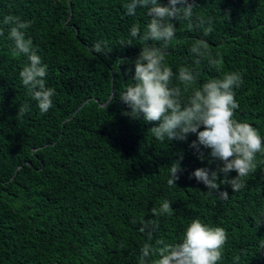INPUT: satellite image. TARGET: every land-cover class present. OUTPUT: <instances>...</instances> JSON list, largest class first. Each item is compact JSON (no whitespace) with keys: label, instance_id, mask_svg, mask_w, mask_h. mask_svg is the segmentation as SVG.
I'll return each mask as SVG.
<instances>
[{"label":"trees","instance_id":"16d2710c","mask_svg":"<svg viewBox=\"0 0 264 264\" xmlns=\"http://www.w3.org/2000/svg\"><path fill=\"white\" fill-rule=\"evenodd\" d=\"M128 2L0 0V264H139L149 242L140 231L144 221L158 224L150 241L156 246L157 240L179 243L196 218L228 233L219 264H264V225L255 223L264 217V154H257L245 188L233 193L221 184L229 198L220 200L190 178L198 168L217 167L189 148L195 135L161 143L149 132L155 123L123 114L130 110L118 99L134 75L130 62L146 43L129 31L139 24L143 34L149 21L144 9L127 16ZM196 3L195 15L211 17L213 31L178 22L168 64L174 72L192 67L199 73L196 86L240 72L235 118L264 137V0ZM8 15L32 22L26 37L48 65L46 86L56 93L46 114L19 78L28 61L12 50L10 26L2 23ZM128 39L132 46L123 47ZM197 40L207 42L214 67L207 55L191 53ZM98 41L106 56L91 51ZM25 104L30 110L20 117ZM174 161L182 169L176 187L167 182ZM165 200L174 214L153 217L151 209Z\"/></svg>","mask_w":264,"mask_h":264},{"label":"clouds","instance_id":"9594fccd","mask_svg":"<svg viewBox=\"0 0 264 264\" xmlns=\"http://www.w3.org/2000/svg\"><path fill=\"white\" fill-rule=\"evenodd\" d=\"M124 7L130 17L136 16L137 9L146 10L149 21L143 34L139 24H133L129 31L132 39L139 38L146 43L135 61L130 62L134 64V75L118 99L130 110L123 114L145 123H155L149 132L161 143L187 141L190 134L195 135L196 139L189 148L195 150L194 155L201 162L207 160L209 165L216 163L217 167L215 170L198 168L190 178L205 186L207 191L202 193L227 200L228 192L220 191L221 184L229 186L233 193L245 188L246 178L256 168L257 154H264V137L249 123L235 118L239 108L235 90L242 86L243 75L238 71L227 72L220 78L196 86L199 73L192 67L180 66L174 72L168 64L167 49L176 37L178 22L202 29L204 34L213 31L211 17L205 19L195 15L194 9L199 7L196 0H167V4L160 3V0H129ZM2 23L10 26L8 39L13 43V52L27 57L28 63L19 72L22 85L36 102L40 113L46 114L53 107L52 98L56 93L55 89L46 86L48 65L38 54L32 39L26 37L32 22L8 15ZM3 34L4 29L0 28V35ZM132 39L120 43L123 47L132 46ZM91 51L102 56L109 53L103 41L94 43ZM190 51L197 57L207 55L213 67L217 64L211 58L205 40L195 41ZM199 62L197 59L196 63ZM29 110L25 104L18 109L17 115L23 117ZM202 149L207 150V155ZM169 169L167 182L176 187L180 179L178 174L182 172L180 162L174 161ZM232 172L236 176L230 178ZM171 204L165 200L158 208L153 207L152 216L174 214ZM255 223L258 229L264 225V217ZM157 227L156 220L149 219L140 229L149 242L140 249L139 264H219L223 258L228 239L223 227L210 226L196 218L188 224L179 243L167 244L157 240L153 246L150 241ZM259 247L264 249V239ZM234 260L238 262L240 257L236 256Z\"/></svg>","mask_w":264,"mask_h":264}]
</instances>
